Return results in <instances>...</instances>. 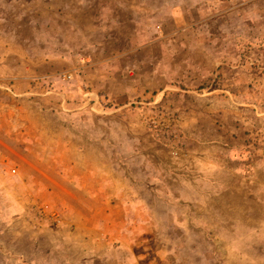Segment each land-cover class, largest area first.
I'll return each mask as SVG.
<instances>
[{"label":"rangeland","instance_id":"rangeland-1","mask_svg":"<svg viewBox=\"0 0 264 264\" xmlns=\"http://www.w3.org/2000/svg\"><path fill=\"white\" fill-rule=\"evenodd\" d=\"M261 195L264 0H0V264H264Z\"/></svg>","mask_w":264,"mask_h":264},{"label":"crops","instance_id":"crops-1","mask_svg":"<svg viewBox=\"0 0 264 264\" xmlns=\"http://www.w3.org/2000/svg\"><path fill=\"white\" fill-rule=\"evenodd\" d=\"M224 60H225V57L221 55L220 59H219L220 65L218 66L219 71H217V72H219V74H218L219 78H220L219 80L226 79L227 76H229L228 72L230 73V76L232 78H234V76L236 77L237 76V69H238L237 63L236 62L231 63L227 59L225 61ZM258 198H259L258 202L264 204V196L261 195Z\"/></svg>","mask_w":264,"mask_h":264},{"label":"built area","instance_id":"built-area-1","mask_svg":"<svg viewBox=\"0 0 264 264\" xmlns=\"http://www.w3.org/2000/svg\"><path fill=\"white\" fill-rule=\"evenodd\" d=\"M13 170H15V168Z\"/></svg>","mask_w":264,"mask_h":264}]
</instances>
